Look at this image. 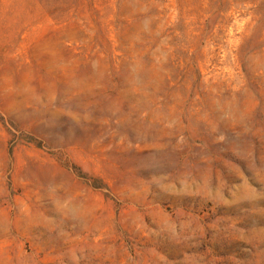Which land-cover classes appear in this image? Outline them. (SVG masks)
<instances>
[{"label":"rangeland","instance_id":"obj_1","mask_svg":"<svg viewBox=\"0 0 264 264\" xmlns=\"http://www.w3.org/2000/svg\"><path fill=\"white\" fill-rule=\"evenodd\" d=\"M0 264H264V0H0Z\"/></svg>","mask_w":264,"mask_h":264}]
</instances>
